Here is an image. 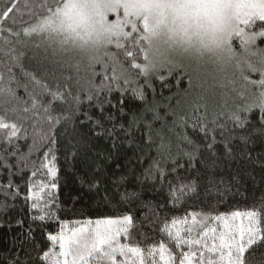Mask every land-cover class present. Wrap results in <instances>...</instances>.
<instances>
[{
    "label": "snow or ice",
    "instance_id": "1",
    "mask_svg": "<svg viewBox=\"0 0 264 264\" xmlns=\"http://www.w3.org/2000/svg\"><path fill=\"white\" fill-rule=\"evenodd\" d=\"M32 7L34 6L28 0H25L22 7L17 3L6 6L0 13V17L3 18L0 21V32L7 31L10 35L17 37L23 32L24 36H32L34 40L38 36L40 42L36 45L37 48L56 45L57 47L53 48L54 52L66 54L52 67L44 61L37 60L35 74L23 73L27 80L23 83V87L28 91L31 85L32 91L28 95L33 101L38 102V106L37 103H33V109L40 112L41 127L44 128L46 125L41 139L48 138V134L55 129L56 125L62 120L64 122L65 127L52 136L51 141L58 143L60 148L64 149L61 155L64 156L65 162L69 159L67 153H72V159L76 165L74 175L80 178L75 202L87 201L88 204L96 203L98 207L128 202L138 196L136 192H128L125 187L132 184L133 178L137 187L149 186L145 182L151 181V186L155 188L157 180L161 183L165 181L166 169L162 161L171 163L173 173L180 168L193 176L198 173L195 179L181 182L183 184L181 191L187 188L192 193H196L197 187L204 183L224 184L221 174H227L231 180L225 184L221 196L231 193L233 196L243 197L245 201L253 196V193L264 196V71L260 72L258 81L250 82L252 85H259L261 89L259 93L249 90V95L259 101V104L255 105L261 109V119L258 124L250 122L248 116L240 115V111L247 112L253 105H247L231 113L228 118L233 122L234 127H229L226 122H219L217 117L224 114L221 108L210 122L204 116H200L192 123L193 128L199 124V130L204 134L205 142L202 145L193 144L187 135L177 133L178 140L190 145L191 150L180 148L174 153L171 138H167L166 142L163 132L166 121L158 110L162 105L153 104L146 107L145 112L151 113V119L147 120L137 111L129 109L126 105V97L123 95L126 88H121L118 81L122 78L124 84L128 85L131 73L117 60L120 53L113 55L109 52V46L115 44L117 49L123 48L124 55L135 60L133 52L124 48L122 41L130 38L133 46H136L137 38L131 36L125 29L131 26V32L136 33L139 22L142 25L143 34L167 31L176 36L194 37L210 56L216 57L225 65L235 62L239 66L241 61H244L255 73L256 69L253 67L255 58H259L260 62L264 63V48L257 47V42L264 40V0H62V3L56 4L54 8L51 5H41V7H47L51 15L39 23L22 28L21 31H17L15 27L5 28L10 16L16 17L17 14L22 16L25 10ZM109 14H115L116 19L110 20ZM12 23L16 24L15 18ZM234 41L239 42L240 51L234 48ZM24 43L27 46L30 42L24 41ZM139 50L144 54L146 64L142 69L141 65L136 63H132L131 66L142 70L145 76L144 85L152 88L151 78L155 74L150 72V69L156 63V56L150 57L145 54L144 49ZM109 60L113 65L119 66V76L116 74V67H113L111 78L113 82L96 86L94 79L98 74L95 71V65L101 64L106 70ZM65 67H74L77 75L81 71L85 73L87 79L80 77L76 83L81 85L83 81L87 85V100L90 103L86 106L83 105L79 96H72L71 100L64 97L67 100L66 109L63 105L54 107L51 100L45 99V97H51L55 100L60 95V90L66 83L63 79ZM207 67L205 65L196 72L184 71L181 68L180 72L182 71L188 80V89L185 96L178 100L177 108L165 113V115L177 117L173 120V126L177 124L181 128L184 126L186 121L180 113L185 109L194 108L198 111L203 107L205 112L208 111L209 104L205 102L203 95ZM2 79L3 76H0V80ZM108 79L109 77L105 75L104 80ZM160 80L161 88L168 86V81L163 76ZM241 80L247 82L248 76L244 75ZM49 81L55 82V91L52 90V84ZM114 89L120 94L113 100H97L95 104L91 103L102 91L112 93ZM9 91L7 87L0 88V93ZM132 91L137 99L142 101L145 99L142 86L133 88ZM202 101L205 103H201ZM93 108L98 111H92ZM24 111L28 112L29 109L25 108ZM55 111H59L61 115H53ZM66 112L71 115L65 114ZM81 112L79 130L74 129L68 133L67 125L71 124L73 117ZM156 121L161 122L159 129L154 127ZM137 124H142L140 131L143 134L139 136ZM18 127L16 123L8 124L0 119V129H10V132L6 133L8 144H11V137L17 136ZM217 128L220 129L221 138L217 139L214 134L209 139V133H216ZM95 140L108 142L110 147L106 155L99 151L92 155L91 149L84 146L91 144L92 148H95L93 143ZM145 147L154 149L157 155L151 158V163L146 169L139 171L138 165L143 163V159L137 155V152ZM177 147L179 148V144ZM4 151L7 152V145ZM56 152L57 149L49 147L48 153L45 154L48 163L42 162L40 165L41 168L47 169L46 179L39 183L34 181L29 183L25 200L33 201L30 208L37 210V214L32 216L33 221H44L46 215L50 220L55 221L51 209L56 205L53 203L50 206L48 201L55 202L57 199L55 195H49L50 190L57 188L58 185L59 159ZM196 154H199L200 160L203 161V169L194 165ZM185 158L187 167L180 163ZM6 159L7 156H5ZM121 160L125 162L121 164ZM109 162H114L112 167H108ZM0 166L7 167L6 164ZM14 167L23 171L27 168V161L18 163ZM225 170L229 171L225 172ZM8 175V187L11 188L13 173L10 169ZM36 175L37 172L33 171L32 176ZM218 175H220L219 181ZM257 180H259V192L255 187ZM33 186L37 189L35 193L32 191ZM46 189H48L47 192ZM69 200H73L72 195L69 196ZM41 201H43V207ZM256 204L264 205V198L254 197L251 210L243 212L237 210L230 214L212 217L211 219L219 222L222 229L220 231L204 223V227L196 236L192 235L191 227L184 229L187 236H181L179 229L173 233L165 224L162 232L167 233L168 240L174 244V248H180L181 245L188 248L187 251L175 254L174 250L166 247L165 243L153 244L146 250L139 246L122 244L119 238L122 235L126 239L129 238L132 235L130 228L133 225V217L124 215L117 219H97L94 222L95 227L89 232L86 233L83 228H80L73 230L71 236H66L64 225L67 221H63L60 223L59 232L56 235L49 234L43 246L30 239L33 230L32 225L29 224L28 233L24 236L26 243L19 244L20 251H12L0 259L5 261V264H159V262L162 264H247L245 254L249 250L264 247V207L257 209ZM44 209H48L46 215L38 214ZM238 218L241 220L239 227L235 224ZM205 219L207 218H201V222L203 223ZM244 220H247V225L243 223ZM196 222V214H193V224ZM177 223L178 221L173 219L172 227H175ZM180 223L187 224V219ZM88 224L91 225L93 222L88 221ZM37 227H44V225L38 224ZM57 243L58 252L54 250ZM29 245H32L31 249ZM45 248L48 250H44Z\"/></svg>",
    "mask_w": 264,
    "mask_h": 264
},
{
    "label": "trees",
    "instance_id": "2",
    "mask_svg": "<svg viewBox=\"0 0 264 264\" xmlns=\"http://www.w3.org/2000/svg\"><path fill=\"white\" fill-rule=\"evenodd\" d=\"M25 0H0V13H2L6 6H10L11 3H17L21 7ZM34 7L29 8L23 12L20 16L9 17L5 28L15 27L17 31L34 24L37 19L44 17L47 13V7H41V5H51L53 8L56 4L61 3V0H28ZM13 18L16 19V24L13 25ZM0 17V21H2ZM131 36H135L136 46L134 47L131 39L123 40L122 44L124 48H128L133 52V56L136 57L132 60L131 57H127L123 54V48L114 51V55L120 53L117 56V60L122 66L129 70L131 73L130 82L128 85L124 84L123 80L119 81L121 88H126L123 95L126 97V105L129 109L135 110L138 114L143 115L144 118L151 119V113L145 112L146 107L153 104L162 105L159 107L161 116L166 121V127L163 129L164 135L167 138H171L172 152H178L180 148H187L191 150V146L187 143L178 140L177 133L181 135H187L193 144L202 145L204 141V134L199 130V124L196 128L191 125L196 121L197 117L204 116L208 122H210L214 115L223 109L224 114L219 115L217 118L220 123H227L229 127H234L233 122L228 118L233 111H238L247 105H253L249 111H240L241 116H248L249 121L258 124L261 119V109L258 106L259 101H251L241 103L239 101L209 104V109L205 112L202 107L198 111L194 108L185 109L180 115L186 121L181 128L179 124L173 126V120L177 119L173 115H165L170 109L177 108V102L180 97H184L186 94L185 82H177L176 75H166L165 73H159L151 78L153 87L148 88L144 85L145 76L138 69L132 68V63L142 65L144 63V54L140 52V48H147L146 41L141 37L139 33H133ZM17 37L10 35L7 31L0 32V76L3 79L0 80V88H9L7 93H0V119H3L6 123H16L19 125L17 129V136L11 137V144H8V136L6 133L10 132V129H0V165L6 164L7 167L0 166V257L8 255L12 251H20L19 244L24 241V236L28 233L29 224L32 225L31 240L36 241L40 245H44L45 240L49 234L56 235L59 232L60 223L67 221L70 223H78L87 220L118 218L124 215L133 217V225L130 228L132 235L129 238L124 236L120 237L122 244H128L129 246H139L142 249L150 248L153 244L165 243L166 247L170 250H174L175 253L181 251H187V246L181 245L180 248H174V244L168 240L167 233L162 232L164 225L167 224L171 231L175 233L177 229L180 230L181 236H187L184 231L185 228L191 227L193 229L192 235L196 236L204 223L208 227H218L219 222L215 219H211L220 214H230L233 211H246L251 210L253 205V198L261 199L264 196H257L253 193L247 201L241 196H233L231 193H226L221 196V191L224 189L231 177L227 174L223 175L224 184L210 185L204 183L202 186L197 187V192L192 193L189 189L184 188L183 182H188L191 179H195L198 173L193 176L190 173L185 172L183 168L177 169V172L171 171V163H164L163 167L166 169V179L163 183L159 180L156 182V187L151 186V181H146L145 184L149 186L137 187L136 181L133 178L131 185H125L128 192H136L137 197H133L128 202L114 203L110 206H97L96 203L88 204L87 201L83 203L75 202V193L80 187V178L74 175L75 161L72 159V153H67L69 159L65 162L64 156L61 152L64 151L60 148L58 143H53L51 137L61 131L65 125L63 120L57 124L55 129L48 134V138L41 139L44 128L41 127V115L40 112L33 109V101L28 93L32 91L31 85L28 91L23 87V83H26V77L23 73L31 72L35 74L34 70L29 68L22 60L21 54L16 47ZM10 69V71H8ZM98 75L94 79L96 86L101 83H112L113 72L106 71L97 73ZM109 77L108 80H104V76ZM163 76L168 81L167 87H160V77ZM64 79L68 78L67 83L60 90V95L57 99L52 100L51 97H45L47 100H51L54 107L63 105L67 108V100H71L72 96H79L83 102V105L90 103L87 100V85H77L72 81L71 76L64 74ZM138 86H142L145 91V99H137L132 89ZM52 90L55 91V84L52 85ZM71 93V95H69ZM162 93V95H161ZM118 90H113L112 93L101 92L98 98H94L91 103L95 104L97 100L103 101L105 99L113 100L119 95ZM67 97V100L64 99ZM29 109L25 112L24 109ZM86 110V108L84 109ZM178 110V109H177ZM92 111H98L93 108ZM53 115H61L59 111L52 113ZM65 114L71 115L66 112ZM82 116V112L73 117V122L67 125V132L71 133L74 129L79 130V120ZM131 119V115H129ZM161 126L160 121H156L154 127L159 129ZM211 127V125L209 124ZM142 124H137V135H142L140 131ZM171 129V131H169ZM220 129H216V133H209V139L212 135L219 136ZM147 142V141H145ZM95 148H92L91 144H85L84 146L91 149L92 155H95L97 151L106 155L107 149L110 147L106 140L93 141ZM179 144V148L177 147ZM5 145H7V152L4 151ZM18 147V150H17ZM49 147L57 149L56 155L59 159L57 165L58 171V185L57 188L51 189L49 195H55L56 201L49 200L51 206L55 203L56 207L51 210L55 217V221L50 220L46 213L48 209L39 212L38 214L46 215L44 221H33L32 216L37 214L36 209H31L30 205L33 201H26L25 197L28 194V186L30 182L39 183L41 180H45L46 168H41V163H48L45 159V154L48 153ZM222 147V146H218ZM131 155V153H129ZM137 155H140L143 159V163L138 165L139 171L146 169L151 163V158L157 155L154 149L148 147L143 148L142 151H138ZM5 156L7 159L5 160ZM50 158V157H49ZM27 161V168L20 171L14 165ZM125 161L121 160L123 164ZM114 162H109L108 167H112ZM180 163L187 167V160L182 159ZM195 167L203 169V161L200 160L199 154H196V160L194 161ZM9 169L13 173L11 176L12 187H8ZM36 171L37 175L32 176V172ZM229 170H225L227 172ZM194 172V169H193ZM139 174V172H138ZM50 179V178H47ZM217 180H220V175L217 176ZM256 191L259 192V180H257ZM123 190V189H122ZM33 193L37 191L36 187L32 188ZM46 192L48 189L45 190ZM73 196V200H69V196ZM5 204L7 208L5 209ZM247 205V207H246ZM43 207V201H41ZM257 209L264 207V205L256 204ZM193 214H196L197 222L193 224ZM187 219V224L180 223V221ZM201 218H207L204 222H201ZM178 221L175 227H172V220ZM20 221L22 223L18 224ZM44 225V227H37V225ZM32 245H29L31 249ZM44 250H48L45 248ZM42 255V253H41ZM247 264H264V247L255 248L249 250L246 254ZM21 255V259H23ZM158 258V256H157ZM118 259H122L119 258ZM0 264H5V261L0 259Z\"/></svg>",
    "mask_w": 264,
    "mask_h": 264
},
{
    "label": "rangeland",
    "instance_id": "3",
    "mask_svg": "<svg viewBox=\"0 0 264 264\" xmlns=\"http://www.w3.org/2000/svg\"><path fill=\"white\" fill-rule=\"evenodd\" d=\"M120 14L122 16V11ZM50 15L51 13L48 12L44 17L37 19V21L34 24L39 23L40 21L44 20L46 17H49ZM109 19L115 20L116 15L109 14ZM30 26L31 25L27 27ZM125 31H128L131 35L133 34L131 32V26H128L125 29ZM136 33H139L147 43V48L144 51L145 54L149 55L150 57L153 55L156 56V63L150 69V72H152L153 74L158 75L159 73H165L168 76L176 75L177 82L178 83L182 81L185 82L186 90H187L188 80L183 75V72L182 71L180 72L181 68H183L184 71L191 70L192 72H196L199 71L201 68H204L205 65H207L208 66L206 69L207 75L203 90V95L205 97L206 103L208 104L227 103V102L232 103L235 102V100L241 103H245L256 100L254 97L249 95V90L258 94L261 89L259 85H252L250 82L253 80L258 81L260 79V75L258 73L251 72L247 74L248 81L247 82L242 81L241 78L245 75L244 70L242 68H240L238 65L233 66L231 62L225 65L221 60L217 59L214 56H210L202 48L200 42L196 38L176 36L167 31H160L155 34H143V28L142 25L139 24V22H138V31ZM17 38L18 39H17L16 47L18 48L20 54L24 53V55H21L22 60L29 68L34 70V72H35V66L37 60L44 61L46 64H48L49 67H52L56 61L61 60V58L64 55H66L63 53L54 52L53 48L57 47L56 45L41 46L37 48L36 45L40 42L38 36L34 40L32 36H24L23 32H21V35ZM24 41H29L30 43L26 46ZM233 44H234V48H236L237 51H240L239 42L234 41ZM257 47L264 48V40H259L257 42ZM115 50H116L115 44L109 46V52L111 54L114 55ZM145 64L146 61L144 60V63L141 65V69ZM113 67H116V74L117 76H119V66L113 65L111 60L107 62L106 70H105V66H102L101 64H96L95 71L96 73H100V72L103 73L106 71L113 72ZM141 69L138 70L142 72ZM179 72L180 74L177 75ZM64 74L67 77L71 76L72 81H74L75 84H77L76 80L80 77H83L85 80L87 79L83 71H81L77 75V72L74 67H65L63 69V76ZM64 80L66 81V83L70 81L68 80V78ZM120 80L123 79L120 78L119 81ZM49 83L52 85L55 84V82L52 81H49ZM84 85H85L84 82L81 81V86ZM205 102L202 101L201 103H205ZM118 218H122V217H118ZM111 219H117V218H111ZM88 221H92L93 224L89 225ZM94 222L95 220H87L78 223L67 222V224L64 225V232L66 236H71L73 230L83 228L84 231L87 233L92 228L95 227ZM240 223L241 220L238 218L235 224L237 227H239ZM243 223L247 225V220H244ZM217 230L218 231L222 230L220 228V224L217 227ZM54 250L57 252L59 251L58 243ZM69 259H71V257H69ZM157 260L159 261V257L157 258ZM159 264H162V262H159Z\"/></svg>",
    "mask_w": 264,
    "mask_h": 264
},
{
    "label": "clouds",
    "instance_id": "4",
    "mask_svg": "<svg viewBox=\"0 0 264 264\" xmlns=\"http://www.w3.org/2000/svg\"><path fill=\"white\" fill-rule=\"evenodd\" d=\"M232 64H233V66L236 65L235 62H233ZM239 67L244 70L245 75L252 72V69H250L247 66V63L244 61H241ZM253 67L256 69L255 73L260 74V72L264 71V63H261L259 58H255V60L253 61Z\"/></svg>",
    "mask_w": 264,
    "mask_h": 264
}]
</instances>
